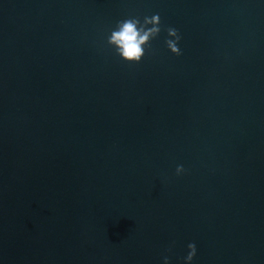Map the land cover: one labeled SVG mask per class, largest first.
<instances>
[{
  "label": "water",
  "instance_id": "1",
  "mask_svg": "<svg viewBox=\"0 0 264 264\" xmlns=\"http://www.w3.org/2000/svg\"><path fill=\"white\" fill-rule=\"evenodd\" d=\"M157 14L125 62L112 31ZM190 243L264 264V0H0V264H186Z\"/></svg>",
  "mask_w": 264,
  "mask_h": 264
},
{
  "label": "clouds",
  "instance_id": "2",
  "mask_svg": "<svg viewBox=\"0 0 264 264\" xmlns=\"http://www.w3.org/2000/svg\"><path fill=\"white\" fill-rule=\"evenodd\" d=\"M160 16L154 15L151 18L145 17L143 24L139 19L129 18L120 21L116 29L112 31L108 38L110 46L115 48L117 54L128 63H140L145 56V49L150 47L153 39L157 38L161 32ZM168 36L170 39L166 40L168 49L176 56L182 55L181 49L178 47L181 36L177 29L168 28ZM184 167L178 166L176 169L177 175L183 174ZM188 255L186 257V264H192L197 255V247L195 243L188 245ZM164 264H169L167 257L164 258Z\"/></svg>",
  "mask_w": 264,
  "mask_h": 264
}]
</instances>
